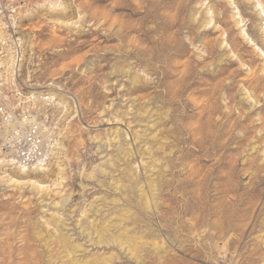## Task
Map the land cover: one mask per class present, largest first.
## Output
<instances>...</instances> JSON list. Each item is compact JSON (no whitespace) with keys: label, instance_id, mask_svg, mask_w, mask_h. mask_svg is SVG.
Segmentation results:
<instances>
[{"label":"rangeland","instance_id":"374dc122","mask_svg":"<svg viewBox=\"0 0 264 264\" xmlns=\"http://www.w3.org/2000/svg\"><path fill=\"white\" fill-rule=\"evenodd\" d=\"M29 2L0 264H264V0Z\"/></svg>","mask_w":264,"mask_h":264},{"label":"built area","instance_id":"2783aa9c","mask_svg":"<svg viewBox=\"0 0 264 264\" xmlns=\"http://www.w3.org/2000/svg\"><path fill=\"white\" fill-rule=\"evenodd\" d=\"M30 8L29 0H0V38L5 39L0 45V140L6 150L15 154L17 162L22 163L21 165H32L36 152L40 157L49 146V133L44 119L31 110L24 113V107L33 99L25 98L23 94L20 96L24 87L20 78L26 54L22 37L19 36V23L22 13ZM10 44L13 48L8 53L7 47ZM11 56L16 64L9 68L8 57ZM34 114L38 116L37 120L27 123L29 116ZM16 122L27 123V129L13 132L10 130L11 124ZM38 131L40 138L36 137Z\"/></svg>","mask_w":264,"mask_h":264},{"label":"bare ground","instance_id":"6f19581e","mask_svg":"<svg viewBox=\"0 0 264 264\" xmlns=\"http://www.w3.org/2000/svg\"><path fill=\"white\" fill-rule=\"evenodd\" d=\"M3 37V36H2ZM4 38H0V45L2 44V40H3ZM4 41H5V39H4ZM22 41V40H21ZM5 43V42H4ZM21 45H22V43H21ZM12 48H13V45H9L8 47H7V51H8V53L10 52V51H12ZM13 56H11V57H8V60H9V68H11V66H13L14 64H16V62H15V60H14V58H12ZM9 68H8V72H10L9 71ZM20 96H23L22 95V93L20 94ZM14 98H16V96H14ZM51 97H47L46 99H50ZM54 98V97H53ZM53 98H51V99H53ZM32 99H34L33 100V103H34V101H35V104H36V108L38 107V100H40V98L39 99H37L35 96L32 98ZM48 102V101H47ZM43 104H44V102H42ZM48 104V103H47ZM35 108V106L33 107V105H32V103H29V105H26L25 107H24V113H26L28 110H31V111H34V112H36V114H42L43 115V113H41V112H38V110ZM44 108V107H43ZM40 109V108H39ZM32 116V117H31ZM31 116H29V118H28V121H27V123H29V122H32V121H36L37 120V115H35L34 114V116L33 115H31ZM27 123H19V122H16V123H13V124H11V128H10V130H13V132H15V131H17L18 129H20V130H23V131H25L26 129H27ZM7 128H9V127H7ZM36 137L37 138H40V132L38 131L37 133H36ZM6 139V138H5ZM53 148H54V145H52L51 146V149H50V151L48 152V154L46 155V157L42 160V158L45 156V154H46V152H47V150L48 149H45V151H43V155L42 156H40L39 157V155L37 154V152H36V154L34 155L35 157H36V159H35V162L34 163H32V165L33 164H39V165H41V166H43L44 164H45V161L48 159V157H49V155L53 152L52 150H53ZM6 152H9V153H11L10 151H8V150H6ZM12 154V153H11ZM13 156H14V159H15V161L13 160V159H10L11 160V162L12 163H15V162H17V160H16V156H15V154L13 153L12 154ZM42 160V161H41ZM17 164H19V165H21L22 163H20V162H17ZM32 165H30V164H28V165H21V166H23V168H22V172H24V171H27L28 170V168H26L27 166H32ZM37 166V165H36Z\"/></svg>","mask_w":264,"mask_h":264}]
</instances>
